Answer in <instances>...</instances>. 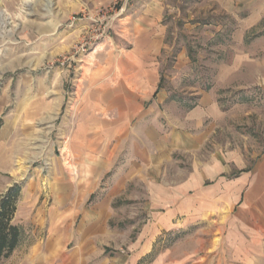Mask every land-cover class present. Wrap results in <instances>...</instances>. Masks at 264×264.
<instances>
[{
  "label": "rangeland",
  "instance_id": "374dc122",
  "mask_svg": "<svg viewBox=\"0 0 264 264\" xmlns=\"http://www.w3.org/2000/svg\"><path fill=\"white\" fill-rule=\"evenodd\" d=\"M154 1L0 0V132L7 129L9 134L12 129L11 167L5 176L14 181L13 188L21 189V209L13 223L24 233L17 250L1 264H30L33 246L45 239V228L26 221L34 208L22 205L36 201L35 211L45 208L52 185L48 169L53 158L64 154L63 122H37L33 128L21 129L22 114L39 99L43 105L54 98L55 89H72L78 62L94 46L83 56L73 58L74 53L96 26H112L97 43L109 36L118 38L120 20ZM156 1L163 8L167 30L161 67L164 86L177 98H190L209 88L225 113L224 123L216 125L214 140L204 145L199 156L204 160L214 156L215 175H202L203 185L213 190L214 208L193 223L178 217L160 235L148 231L143 239H149L151 250L138 264H264V217L259 207L248 205L255 168L264 159V85L254 79L260 65L264 67V45L257 42L264 22L246 33L240 31L252 18L244 0ZM175 159L176 167L190 170L189 158L176 155ZM176 167L151 177L178 181ZM245 177L243 199L234 202L236 185ZM144 193L132 186L131 199H118L126 219L112 224L127 231L128 241L135 243L154 223L155 208L148 206ZM254 212L258 222L246 224ZM123 239L118 248H110L120 257L132 252L131 242L127 247Z\"/></svg>",
  "mask_w": 264,
  "mask_h": 264
},
{
  "label": "crops",
  "instance_id": "0c3cea01",
  "mask_svg": "<svg viewBox=\"0 0 264 264\" xmlns=\"http://www.w3.org/2000/svg\"><path fill=\"white\" fill-rule=\"evenodd\" d=\"M244 2L252 15L240 30L246 33L264 22V0ZM163 14L156 0L128 12L117 27L118 38L109 36L95 44L78 62L72 89L57 88L54 98L43 105L39 99L22 114L21 129L33 128L37 122H63L61 149L69 152L52 159L50 200L45 208L35 211L36 201L22 205L34 208L26 221L47 230L45 239L33 246L30 264H138L151 250L149 239H143L148 231L160 235L174 219L185 217L193 223L214 208L213 190L203 185L202 178L215 175L214 156L206 160L199 156L204 145L214 140L225 112L209 88L190 94L192 98H177L164 86L161 67L167 30ZM257 42L264 45V28ZM254 79L264 85L262 65ZM3 131L0 195L14 187L11 177L5 176L11 167L8 138L12 129L9 134ZM176 155L189 158L190 170L176 167ZM169 167L177 168L178 181L159 182L151 177L166 175ZM255 174L248 205L259 207L264 217V159ZM107 176H113L109 183L104 182ZM247 181L245 177L236 185L234 202L243 199ZM132 186L146 192L148 206L155 208L151 211L154 223L138 243L128 241L127 231L118 225L112 226L126 219L118 199H131ZM166 207L172 210L164 213ZM254 213L246 224L258 222ZM121 237L131 247L129 256L110 250L120 246Z\"/></svg>",
  "mask_w": 264,
  "mask_h": 264
},
{
  "label": "trees",
  "instance_id": "16d2710c",
  "mask_svg": "<svg viewBox=\"0 0 264 264\" xmlns=\"http://www.w3.org/2000/svg\"><path fill=\"white\" fill-rule=\"evenodd\" d=\"M21 198L20 187L11 188L0 200V264L19 247L24 233L13 223Z\"/></svg>",
  "mask_w": 264,
  "mask_h": 264
},
{
  "label": "built area",
  "instance_id": "2783aa9c",
  "mask_svg": "<svg viewBox=\"0 0 264 264\" xmlns=\"http://www.w3.org/2000/svg\"><path fill=\"white\" fill-rule=\"evenodd\" d=\"M112 26H103L102 28H98L97 26L93 31L88 33V35L84 38V42L77 47L76 52L74 53L73 58L83 56L87 54L92 46H94L99 40H101L109 31H111Z\"/></svg>",
  "mask_w": 264,
  "mask_h": 264
},
{
  "label": "bare ground",
  "instance_id": "6f19581e",
  "mask_svg": "<svg viewBox=\"0 0 264 264\" xmlns=\"http://www.w3.org/2000/svg\"><path fill=\"white\" fill-rule=\"evenodd\" d=\"M63 152H64V154L67 152V153H69L65 148L62 150Z\"/></svg>",
  "mask_w": 264,
  "mask_h": 264
}]
</instances>
